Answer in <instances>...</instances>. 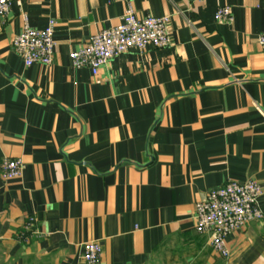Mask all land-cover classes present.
Here are the masks:
<instances>
[{
	"label": "crops",
	"instance_id": "1",
	"mask_svg": "<svg viewBox=\"0 0 264 264\" xmlns=\"http://www.w3.org/2000/svg\"><path fill=\"white\" fill-rule=\"evenodd\" d=\"M131 4L169 17L171 44L96 76L69 54L121 22V0H24L0 24V163L24 165L17 180L0 171V264H85L89 241L98 264H264V0ZM49 20L52 64L25 67L13 38ZM228 180L261 187L263 219L231 233L223 257L194 212Z\"/></svg>",
	"mask_w": 264,
	"mask_h": 264
},
{
	"label": "built area",
	"instance_id": "2",
	"mask_svg": "<svg viewBox=\"0 0 264 264\" xmlns=\"http://www.w3.org/2000/svg\"><path fill=\"white\" fill-rule=\"evenodd\" d=\"M23 1L0 0V24L11 6L20 7ZM121 1L125 4L121 22L117 26L97 32L81 48L70 52L69 58L73 68H87L96 76L101 67L129 50L142 52L147 46L155 48L170 46L169 17H137L131 0ZM215 18L218 22H232L230 8L219 6ZM54 28V20H49L46 27L41 30L31 28L25 23L21 33L13 38L11 49L25 67L52 64L55 47ZM257 42L264 47V32L258 36ZM23 167V161L20 159L5 158L0 163V171L7 180L19 179ZM261 195L262 189L254 181L239 183L228 180L224 185L209 190L205 199L195 204L196 232L207 234L213 250L226 257L228 255L226 238L247 224L263 219L258 205ZM34 223L33 217L27 219L24 225L25 236H21V240L26 241L28 235L34 234ZM82 250V260L85 264L99 263L102 254L99 242H85L82 244Z\"/></svg>",
	"mask_w": 264,
	"mask_h": 264
}]
</instances>
